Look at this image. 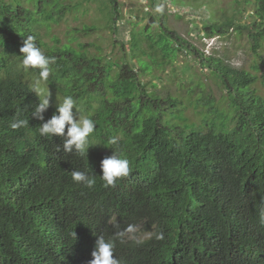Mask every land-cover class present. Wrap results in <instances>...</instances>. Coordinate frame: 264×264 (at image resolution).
Returning <instances> with one entry per match:
<instances>
[{
	"label": "trees",
	"instance_id": "trees-1",
	"mask_svg": "<svg viewBox=\"0 0 264 264\" xmlns=\"http://www.w3.org/2000/svg\"><path fill=\"white\" fill-rule=\"evenodd\" d=\"M73 1L0 0V264H88L98 236L121 231L123 243L117 239L114 252L121 264H264V95L253 88H264V70L257 77L189 49L166 28L163 16L157 31L142 29L146 53L136 57L139 68L125 58H106L101 40L93 38L101 33L94 25L71 29L65 41L43 39L89 1L101 5L102 30L116 33V0ZM234 3L233 14L200 29L207 37L247 31L257 61L251 69L258 73L264 68L257 54L264 39V0ZM243 6L253 7L245 15L247 25L236 18L245 13ZM29 35L55 57L44 83L61 102L73 96L82 106L80 115L96 122L88 155L65 152L63 137L39 133L56 106L45 121L32 117L40 102L31 86L39 70L25 71L20 52ZM80 37L93 41L83 44ZM178 57L206 67L223 91L214 100L197 85L198 124L188 122L178 98L155 93L153 82L150 91L141 80L149 74L161 81L155 69ZM16 118L28 120V126L12 129ZM113 137L132 169L114 188L101 179V161L116 147L108 144ZM73 170L95 176V186L74 182Z\"/></svg>",
	"mask_w": 264,
	"mask_h": 264
},
{
	"label": "rangeland",
	"instance_id": "rangeland-1",
	"mask_svg": "<svg viewBox=\"0 0 264 264\" xmlns=\"http://www.w3.org/2000/svg\"><path fill=\"white\" fill-rule=\"evenodd\" d=\"M102 1L107 2V0ZM159 4L165 6L163 14L154 11L155 6ZM234 4V0H116L118 19L116 33L113 35L102 30L103 22L100 19L99 10L101 5H99V2L89 1L83 5L78 13L68 14L64 17L62 23L57 26L53 25L50 31L42 28V31L46 30L50 35L43 39L48 40L54 36L65 41L71 29L80 28L83 25H94L96 28L101 29L98 31L101 33H99L100 37H96V34V36L93 35V38L96 41L101 40L102 51L106 54V58L114 59L116 62L125 58L136 68H139L136 57L144 58L146 53L145 46L139 39L142 29L145 26H150L149 29L152 32L157 31L163 16L166 28L188 42L189 49L194 46L204 56L221 58L232 68L245 70L258 77L264 68L260 66L258 73L251 69L257 61L250 51V43L246 36L247 31H243L242 35H237L232 29H229L224 36L213 35L207 37L200 29L206 22L219 21L224 16L233 14L236 11ZM22 5L29 7L26 4ZM243 9L245 13L238 15L236 18L239 19L238 24L247 25L250 18L245 17V15L253 11V7L243 6ZM72 17H76V19L73 20ZM193 25H197V29ZM113 40H115V43ZM78 41L83 44H90L93 39L87 40L80 37ZM112 43H114L113 46H111ZM261 43H263L262 47L257 50V54L264 58V39ZM121 44H123V47ZM154 75L160 76L161 81L151 78L149 74L141 76L143 83L148 84L147 89L151 91L149 82H153L157 86L155 93L166 94L167 91L173 98H178L185 106L184 116L190 123L195 122L198 124L200 121L197 110L193 108L196 100L201 96V90L198 89L197 85L201 84L206 90V94L214 100H218L223 94L213 78L208 76L206 67H202L199 62L192 60V58H187V60H183L181 57L175 58L168 66L155 69ZM35 80L33 79L32 87ZM46 85L42 83L41 88L50 91ZM164 86H167L166 90ZM189 88H193L191 94H188ZM253 88L258 89L260 95H264L263 87L255 84ZM50 103L57 105L59 101L53 98ZM143 237L146 238V236Z\"/></svg>",
	"mask_w": 264,
	"mask_h": 264
},
{
	"label": "clouds",
	"instance_id": "clouds-1",
	"mask_svg": "<svg viewBox=\"0 0 264 264\" xmlns=\"http://www.w3.org/2000/svg\"><path fill=\"white\" fill-rule=\"evenodd\" d=\"M155 13L163 14L165 6L159 4L155 6ZM129 20V18H128ZM37 38L33 35L27 36L23 41V46L20 52L23 56L22 64L25 71L29 69H38V78L35 80L32 91L40 97V102L32 112V117L45 121L44 114L51 106H56V111L51 118L43 122L39 127L41 136L48 137L58 135L64 138V151L72 153L75 151L80 156L88 155V150L92 146L90 137L96 131V122L89 116H82V106L73 96L67 95L62 102L50 91H45L41 88V84L48 81V78L53 74L51 65L55 63V57L48 56L37 44ZM52 90V91H51ZM56 98L59 103H50L51 99ZM73 109L76 111L74 112ZM29 121L21 118H16L10 123V127L14 130L28 126ZM67 131L65 132V129ZM113 152L110 156H106L101 161V179L105 187H116L117 183L128 177L131 172L130 161L123 157L118 148V139L113 137L108 141ZM63 151V152H64ZM70 177L77 184H81L87 188H93L96 184V178L86 171L73 170ZM111 219H109L110 223ZM260 223L264 225V209L260 213ZM132 232V226L127 229ZM75 235V234H74ZM124 232H117L114 236L106 238L104 235H99L95 242L94 250L92 251V259L88 264H121V261L115 257L116 240L120 239L123 243ZM158 239H163V233L157 236Z\"/></svg>",
	"mask_w": 264,
	"mask_h": 264
}]
</instances>
